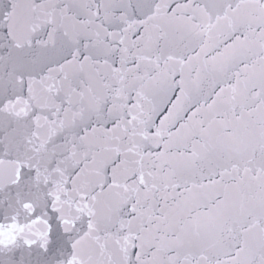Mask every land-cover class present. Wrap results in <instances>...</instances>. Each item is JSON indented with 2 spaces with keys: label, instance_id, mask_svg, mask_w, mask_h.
<instances>
[{
  "label": "snow or ice",
  "instance_id": "obj_1",
  "mask_svg": "<svg viewBox=\"0 0 264 264\" xmlns=\"http://www.w3.org/2000/svg\"><path fill=\"white\" fill-rule=\"evenodd\" d=\"M0 264H264V0H0Z\"/></svg>",
  "mask_w": 264,
  "mask_h": 264
}]
</instances>
